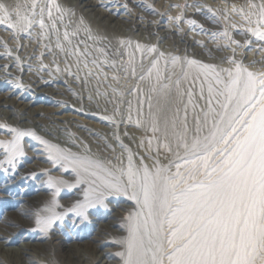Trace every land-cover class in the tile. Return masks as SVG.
<instances>
[{
	"label": "rangeland",
	"instance_id": "obj_1",
	"mask_svg": "<svg viewBox=\"0 0 264 264\" xmlns=\"http://www.w3.org/2000/svg\"><path fill=\"white\" fill-rule=\"evenodd\" d=\"M144 1L157 6L164 14L163 18L155 11L150 14L148 19L152 24L158 25L164 19L178 28L189 29L200 40L208 36L219 39L231 55L222 59L216 54L200 58L193 48H183L174 37L162 38L157 30L141 31L126 24L106 26L76 0H19L8 9L0 8V38L5 41L0 49L11 54L18 67L10 75L0 69V89L10 87L21 93L23 88L31 86L33 79L48 80L58 87L57 93L49 90L48 96L84 114L83 117L93 118L91 129L73 119L45 117L42 120L22 113L15 104H0V212L6 205L12 207L13 200L9 197L12 191H26L31 187L36 196L44 194L43 204L26 207L32 223L24 231L41 235L44 243L56 233L68 236L74 229L91 231L95 217L115 212L111 206L115 200L127 203L128 215L125 218L118 212L112 216L113 230L121 227L127 236V218L138 210L131 198L132 189H127V195L106 194L103 200L106 207L95 204L96 195L109 191L102 178H114L108 177L103 169H98L96 176L85 173L80 167L81 161L87 158L100 162L125 185L127 176H121L120 170L127 169L129 156L137 168L151 169L157 161L162 166L169 165L170 160L180 163L172 153L158 146L156 137L162 143V132L152 131V121L160 108L168 107L169 115L176 107L182 109L179 101L181 96L187 101L188 97L183 95L187 91L203 107L205 101L200 99V91L203 89L207 96L209 84L215 87L216 73L221 79H227V72L221 70L235 72L237 65L250 71V64L241 58L242 52L264 49V39L256 35L257 31L264 33V9L261 8L264 0ZM197 8L212 11L215 21L208 24L196 18ZM173 53L191 57L198 63L187 66L183 61L172 62ZM203 65H212L214 69H205ZM168 101H172L171 105ZM180 115L183 116L182 110ZM192 120L189 105L190 126ZM12 129L25 133L19 139L23 155L15 156L14 166L8 163L11 142L17 135ZM35 160L37 170L29 173L31 181L16 180L17 171L28 163L34 164ZM175 170L173 165L172 171ZM50 178L55 183H50ZM88 200L95 206L87 208V219H84L72 209L78 202L85 204ZM18 204L25 201H17ZM38 215L59 219H54L52 227L45 232L36 223ZM3 222L9 224L6 219ZM125 234L106 231L104 247L111 246L119 261L124 258L119 253L125 251Z\"/></svg>",
	"mask_w": 264,
	"mask_h": 264
},
{
	"label": "snow or ice",
	"instance_id": "obj_2",
	"mask_svg": "<svg viewBox=\"0 0 264 264\" xmlns=\"http://www.w3.org/2000/svg\"><path fill=\"white\" fill-rule=\"evenodd\" d=\"M40 23L43 26V20ZM256 35L264 39V33ZM221 71L227 72V79L216 73L207 96L201 89L203 107L187 91V101L182 96L179 101L182 109L176 107L169 115L170 109L162 107L152 121V131L163 135L162 143L156 137L158 146L180 163L170 160L162 166L157 161L151 169L137 168L129 156L127 169L120 170L127 176L125 185L100 162L81 161L85 173L96 176L103 169L114 178H102L109 191L96 195L95 204L106 207V194L127 195L132 189L138 210L127 218L125 251L119 253L124 264H264V72L239 65L235 72ZM12 131L17 135L8 163L14 166L15 156L23 155L19 139L25 133ZM49 182L55 183L52 178ZM95 204L78 202L72 211L87 219V208ZM54 219L59 217L38 215L36 223L47 232Z\"/></svg>",
	"mask_w": 264,
	"mask_h": 264
},
{
	"label": "bare ground",
	"instance_id": "obj_3",
	"mask_svg": "<svg viewBox=\"0 0 264 264\" xmlns=\"http://www.w3.org/2000/svg\"><path fill=\"white\" fill-rule=\"evenodd\" d=\"M76 1L81 3L80 5H82L84 9L93 13L96 18L106 26L112 27L126 24L141 31L157 30L162 38L174 37L183 48H193L200 58H208L216 54L222 59L224 56L229 57L231 55V51L225 46L223 41L219 39L208 36L206 39L200 40L193 36L189 29L178 28L164 19H162L158 25L152 24L148 19L150 14L155 11L160 18H163L164 14L161 10L156 9L157 6L152 3H147L144 0ZM18 2L19 0H0V3L5 9L12 7L13 4ZM195 15L196 18L208 24L215 21V14L206 8H197ZM253 37L254 36H252V38ZM1 45H5V41L2 38H0V46ZM10 56L11 54H7L4 49H0V69L4 71L5 75L12 74V72L16 71V68H18L16 61ZM241 58L244 59L246 63L250 64V71L262 72L264 70V49L244 51L242 52ZM170 60L175 63L183 61L187 66H190L192 58L185 57L180 53H173L170 56ZM8 69L10 71H8ZM49 90L55 94L58 92V87L54 84H50L48 80L43 79H33L31 86H29L28 89L23 88L21 93H18L16 89L10 87H2L0 89V104H15L20 108L22 113L26 112V114H32V116L40 117L42 120L45 117L59 120L73 119L92 129L90 126L92 125V116L88 115L83 117L82 115L84 114L77 113L62 102L56 101L54 97L47 95ZM48 104L52 105V107ZM36 163L37 160L34 161V164L28 163L24 168L18 170L16 180L30 182L29 173L37 170V167L34 166ZM31 190L33 193H31ZM34 190L35 189L29 187L28 190L26 189L28 193H25V190L18 191V189L17 191H12L9 196L13 200L11 201L12 203L10 202L12 207L6 205L3 207V210L1 209L0 264H124V258L119 261L111 246L104 247L105 243H107V240H105V238H107L105 237L106 231L125 234V232H122L121 227H114L113 230V225H115V223L112 218V216L117 215L118 212H121L123 217H127V203L124 200H115L111 205L113 211H115L114 213L110 211L111 214L108 216L95 217L90 228L91 231L79 232L78 229H74L68 236H62L60 233H56L53 234L49 242L44 243L41 235H33L24 232L25 228L32 223L31 215L27 212L26 207H28L29 204L41 205L46 200L44 194L36 196ZM17 201H25V204L16 205ZM5 219L8 220V225H4L3 220ZM127 236L125 234V238ZM92 246L93 252L91 251ZM97 249H99V251L95 252ZM58 250H61L62 253H58Z\"/></svg>",
	"mask_w": 264,
	"mask_h": 264
}]
</instances>
